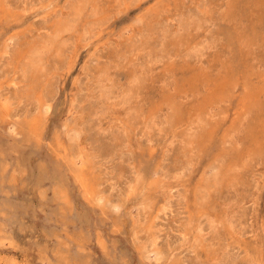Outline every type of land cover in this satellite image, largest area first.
Returning <instances> with one entry per match:
<instances>
[{
  "label": "rangeland",
  "instance_id": "374dc122",
  "mask_svg": "<svg viewBox=\"0 0 264 264\" xmlns=\"http://www.w3.org/2000/svg\"><path fill=\"white\" fill-rule=\"evenodd\" d=\"M0 264H264V0H0Z\"/></svg>",
  "mask_w": 264,
  "mask_h": 264
}]
</instances>
